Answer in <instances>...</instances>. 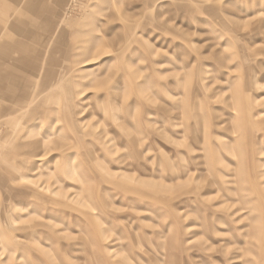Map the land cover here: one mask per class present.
Masks as SVG:
<instances>
[{
	"label": "rangeland",
	"instance_id": "rangeland-1",
	"mask_svg": "<svg viewBox=\"0 0 264 264\" xmlns=\"http://www.w3.org/2000/svg\"><path fill=\"white\" fill-rule=\"evenodd\" d=\"M0 264H264V0H0Z\"/></svg>",
	"mask_w": 264,
	"mask_h": 264
},
{
	"label": "crops",
	"instance_id": "crops-1",
	"mask_svg": "<svg viewBox=\"0 0 264 264\" xmlns=\"http://www.w3.org/2000/svg\"><path fill=\"white\" fill-rule=\"evenodd\" d=\"M12 3V2H11ZM28 2H24L23 4H22V6H32V7H38L39 9H37L36 10V16H40V15H42V9L43 8H41V7H39V6H33V5H29V4H27ZM8 6H10V3H8L7 4ZM24 87H26V84H24ZM20 99L21 98H19V100H18V102L20 101Z\"/></svg>",
	"mask_w": 264,
	"mask_h": 264
}]
</instances>
